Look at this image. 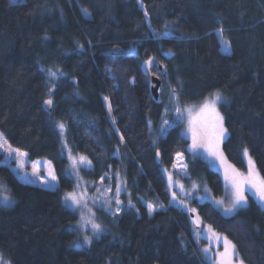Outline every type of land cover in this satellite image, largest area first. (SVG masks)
Listing matches in <instances>:
<instances>
[{
	"label": "trees",
	"instance_id": "trees-1",
	"mask_svg": "<svg viewBox=\"0 0 264 264\" xmlns=\"http://www.w3.org/2000/svg\"><path fill=\"white\" fill-rule=\"evenodd\" d=\"M141 2L0 0V130L31 158L50 159L59 180L57 188L26 183L0 164V183L15 198L10 206L0 203V251L12 264H208L196 250L191 215L170 203L163 166L184 152L192 179L207 181L215 195L223 193V180L188 151L182 123L152 140L149 120L160 123L172 89L181 104L223 91L226 156L246 169L248 149L264 177V0ZM221 34L229 53L222 50ZM150 57L151 71L162 78L159 99L144 70ZM47 68L66 76L50 82ZM53 83L49 111L44 101ZM57 122L73 151L92 161L82 175L98 181L110 169L121 171L122 199L132 201L90 245L78 244V212L63 200L75 181L66 172ZM147 203L156 207L151 215ZM191 205L205 224L233 241L241 260L264 264L259 201L250 196L231 216L209 200Z\"/></svg>",
	"mask_w": 264,
	"mask_h": 264
},
{
	"label": "snow or ice",
	"instance_id": "snow-or-ice-1",
	"mask_svg": "<svg viewBox=\"0 0 264 264\" xmlns=\"http://www.w3.org/2000/svg\"><path fill=\"white\" fill-rule=\"evenodd\" d=\"M13 2H17V0H13ZM147 15V14H146ZM159 38V37H158ZM82 47V46H81ZM227 45H225L226 50ZM115 53H119L121 50H114ZM167 55V53H165ZM155 63L153 58H149L144 62L146 68L150 69V67ZM47 72V76L50 82L58 81L66 76L64 72H62L59 68L53 70L52 68L44 69ZM154 75V74H153ZM75 82V81H74ZM56 85L53 83L52 88L49 89V98L44 101V104L48 106V108H52L54 105V101L52 99V93L55 89ZM107 99V98H105ZM176 100V90L172 89L170 94L169 106L165 107V113L173 110L175 106ZM224 102V98L219 94H214L212 96L211 102H205L201 108L197 117L195 119H189V131L191 132L192 144L190 145V150L194 154H198L200 149H204L207 153V156L212 158L213 162L219 161L221 164L226 159L223 156L222 150L220 149V144L224 141L227 135V129L224 127V117L219 113L217 108L218 103ZM108 111L111 113V106H108ZM175 120L170 122L168 120H163L161 125V133L167 131L168 127H171L172 123H176L177 127L179 126V122L183 121L184 111L180 107H175ZM151 123V121H149ZM55 127L59 128L61 133L64 130V124L62 122H57ZM2 134H0V140H2ZM121 142H123V136L120 137ZM3 143H0V148H3ZM9 156L12 155V149L9 146L8 149ZM68 159L71 161L72 172L69 173V176H72L74 173L78 175L79 169L81 166L90 169L92 166V161L89 160L86 156L79 155L74 156L71 154V150L69 149ZM17 158L20 156H26V153L20 152L19 149L15 150ZM118 152V149H117ZM245 156H247V149H245ZM159 155V153H157ZM176 157L178 161L182 160L183 153L177 152ZM249 160V168L247 175L238 172L231 166L229 168H225V180L229 183L228 195L231 197L230 203L225 205L224 200H215L209 195V190L207 188L204 189V195L196 196L194 193L199 191V185L193 183L192 189L193 191H185L184 186L179 184L177 181L173 179V174L168 172L166 169L164 170L167 173V186L166 193L170 192V203L178 205L185 213H189L191 215V220L196 227L193 229L194 236L198 239H205L209 241V244L201 249V252L204 256L205 261L208 264H211L212 261V244L215 242L223 241L224 251L217 252V264H237L234 257L236 256L235 245L231 244L230 241L227 240L226 237H221L219 234L215 233L214 230L211 229V226H206L207 231L201 229L199 226L202 223L199 218V213L195 208H189L187 201H208L211 200L216 209L223 216H231L235 214L241 207L245 206L248 202V197L245 195L246 191H252L253 196H257L261 202H264V177H261L254 170V162H252L251 158ZM51 162H49L50 164ZM23 167V165H20ZM187 165L178 162L173 164V169H177L187 176L186 172ZM36 175V169L33 170V176ZM116 180L118 181L115 186V190L113 191L112 187L109 186L103 191L99 188L97 189V195L95 196L93 203H99L101 208H104L106 211L111 212L114 215L119 214L123 210V201L120 199V195L122 192L126 191V185L123 182L119 181V173H114ZM48 177H39L42 183L48 184L51 181H56V176L52 173H48ZM112 179L108 173H105L104 176H101V183L105 179ZM173 188H178V190L183 194V199H178L176 191H171ZM66 202H70V206L81 207L86 206V200H84L83 194L78 196L75 191L69 192L65 194L64 197ZM82 200L84 203L82 204ZM0 202H3L6 206L11 204V198L4 194L0 195ZM115 203V209L111 208V205ZM128 204L131 205V199L128 200ZM148 214L151 215L156 209L152 203L146 204ZM91 225V231L93 236H98L103 232V228L99 223H96L94 220L89 221ZM80 228L81 226L78 224L76 226ZM75 230V229H74ZM209 232L212 235H209ZM83 244L90 245L92 243V237L85 235L83 237ZM226 258V259H225ZM0 264H3L2 258H0ZM238 264H243V260H239Z\"/></svg>",
	"mask_w": 264,
	"mask_h": 264
},
{
	"label": "rangeland",
	"instance_id": "rangeland-1",
	"mask_svg": "<svg viewBox=\"0 0 264 264\" xmlns=\"http://www.w3.org/2000/svg\"><path fill=\"white\" fill-rule=\"evenodd\" d=\"M18 1H21V0H17V2ZM138 1H139L140 5L142 6L143 3L141 2V0H138ZM220 40H221V43H222V49H225V45H227L226 50H223V51L227 52V53L231 52V45L228 42V40L222 34L220 36ZM217 93H219L224 98V101L228 98L227 95L223 91H215L214 93H212L210 96H208L202 102H199V103H190V104L189 103H183V104H181V103L177 102V100H175V106L173 107V110L170 111V112L164 113V116L161 119L159 124L155 123L153 120H149V121H151V123H149V130H150V136H151L152 140L156 143V142H158V140L160 139L161 136L166 134L167 131L164 132L163 134L161 133V125H162L163 120H168L170 122H173L175 120V116H176L175 107H180L184 111L183 121L179 122V123H182L181 133H182V135L184 137H186L189 140L188 151L192 152L190 150V145L192 144V139H191V132L189 131V123H188V121H189L190 118L191 119H195L197 117V114L200 111L201 106L205 102H211L212 96L214 94H217ZM220 104L221 103L217 104V108L219 110V113L223 116V113H222L221 108H220ZM167 106H169V104ZM175 124L176 123H172V125H175ZM224 127L226 128L225 122H224ZM169 128L170 127H168L167 130ZM65 132H66V130H65V127H64V130L61 133V152L64 155H66L67 158L69 156V151H68L69 149L71 150V154L74 155V156H79V155L86 156V155H84L82 153H77V152L73 151V149L70 147V145H69V143L67 141ZM0 134H2V137H3L2 140H0V143H3V145H4L3 148H0V164L9 165L12 168V170L16 173L18 178L21 181H23V182L32 183V184H36V185H41V186L47 187V188H57L59 186V180H58V177H57L53 162L50 159H48L46 157H40V158L33 159V158H31L29 156V154H28V152L26 150L11 145L7 141V139L5 138V136L1 132V130H0ZM227 135H228V133H227ZM227 135H226L225 139L227 138ZM225 139H224V141H225ZM224 141L220 144V149L222 150L223 156L226 158L222 164L219 161L213 162L212 158L207 156V153L205 152L204 149H200L199 153L195 154L197 156L202 157L206 161H208L209 164L221 174V177H222V180H223V193L221 195H215L207 181H198V180L192 179L189 176V172H188L187 168H186L187 176L184 174V172H181V171H179L177 169H173V165L171 167L163 166V171L166 169L168 172H171L173 174V179L175 181H177L179 184H182L184 186L185 191H193L192 185H193V183H196L197 185H199V191L194 193L196 196L204 195V189L207 188L209 190V195L213 199H215V200H221L222 199V200H224L225 205H227L228 203H230L231 197L228 195L229 183H228V181L225 180V168H229V166H231L235 170H238V172L247 175L248 168H249V160H248V158L250 157L252 162H254V170L261 177H263V175L261 174L259 168L256 165V162H255L253 156L251 155V153H250V151L248 149H247V156H245L246 163H247V168L246 169H240L235 164H233L228 159V157L226 156V153L224 151V147H223ZM9 146L12 149V155L11 156H9L8 151L6 150V149L9 148ZM16 149H19L20 152L26 153L27 155L26 156H20L19 158H17L16 152H15ZM182 153H183L182 160L178 161L177 157H175L174 163L182 162V163L186 164V162H185V153L184 152H182ZM244 153H245V151H244ZM49 162H51V163L49 164ZM21 164L23 165V167L20 166ZM34 168L36 169V175L35 176H33ZM83 168H85V167H83V166L80 167L78 175L75 174V173L72 175V177L74 178V181H75L74 189L73 190H66V191L63 192L64 203L66 205H68L69 207L75 209L78 212L79 219H78V222H77L76 226L78 224L81 226L80 228H78V230L80 232V237H79V240H78V244H80V245H85V244L82 243L83 237L85 235H88V236L92 237V241H93L94 238L99 237L103 232L110 231L111 228H112L111 223H114L116 221V218H115L114 214H112L111 212L106 211L104 208H101L99 203H93V200H94L95 196L97 195V189L99 188L101 191H103V189L111 186L113 191H114L116 183L118 182L116 180L115 176H114V173H117V172L119 173V181L123 182L124 185H126V180H125L124 174L121 171H119V170L110 169V171H108L107 173L110 176H112V179H107L106 178L101 183L100 180L95 181V180H91V179H88V178L84 177L82 175V169ZM66 172H67V174L72 172L71 161L70 160H69V165H68V168H67ZM48 173H52L53 175H55L56 178H57L56 181H51L48 184L42 183L40 181L39 177H45V178L50 179V177H48ZM164 173H165V175L167 177V173L165 171H164ZM73 191H75V193L78 196L83 194L84 200H86V202H87L86 206L74 207V206H70V202H66L65 201V199H64L65 194L69 193V192H73ZM171 191H176L178 199H183L184 198L183 194L178 190V188H173ZM122 193L120 195V199H121V201H123V209H124L125 208V204H128V203H125L124 200L122 199ZM4 194L8 195L11 198V201H12L11 204H9L7 206L12 205L14 203V201H15V198L12 197V195L10 193V188L8 187L7 184L0 183V195H4ZM245 195L248 197V202H247V204L245 206L248 205L249 197L252 196L257 201H259L261 203V205L263 206V208H264V202H261L257 196H253L252 191H246ZM84 200H82V204L84 203ZM209 201H211V200H209ZM0 203L5 205L3 202H0ZM187 203H188L189 208H194L191 205V200L187 201ZM173 205H175V204H173ZM175 206L179 207L178 205H175ZM245 206H243V207H245ZM115 207H116V205H115V203H113L111 205V208L115 209ZM155 209H156V207H155ZM103 214H109L110 215L109 221L104 218ZM199 218H200V220L202 222L199 227L201 229H204L205 231H207L206 226H209V225L205 224L200 216H199ZM90 220H94L96 223H99L102 226L103 232L100 233L98 236H93V233L91 231V225L89 223ZM193 227L195 228L196 225L193 224ZM212 230H214V229H212ZM214 232L219 234L221 237H226L224 234H221V233H219V232H217L215 230H214ZM209 235L211 236L212 233L209 232ZM195 239H196V243H195L196 250H197V252L200 255L203 256V254L201 252V249L204 248L206 245H208L209 241L205 240V239H198L196 237H195ZM227 240L230 241L231 244L235 245L233 243V241L230 240L229 238H227ZM211 246H212V249H213L211 264H217V260L219 259L217 257V252H223L224 251L223 241L221 240L219 242H215ZM235 252H236V256L234 257V260H236V262L238 264V261L241 260V258L239 257V254H238L236 246H235ZM0 258H2L3 264H12L11 261L1 251H0ZM243 264H247V263H245L243 261Z\"/></svg>",
	"mask_w": 264,
	"mask_h": 264
},
{
	"label": "water",
	"instance_id": "water-1",
	"mask_svg": "<svg viewBox=\"0 0 264 264\" xmlns=\"http://www.w3.org/2000/svg\"><path fill=\"white\" fill-rule=\"evenodd\" d=\"M144 70H145V72H146V74H147V76L149 78L150 88H151V91L153 93V96L155 97V99H159V97H160V88H161V85H162V78L159 75L153 73L151 71V68L150 69L146 68L145 64H144ZM163 70L164 69L162 67L161 71H163ZM163 77H166V74H164ZM44 108L46 110H49V111L52 110V108L49 109L48 106L45 105V104H44Z\"/></svg>",
	"mask_w": 264,
	"mask_h": 264
}]
</instances>
